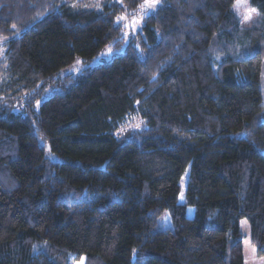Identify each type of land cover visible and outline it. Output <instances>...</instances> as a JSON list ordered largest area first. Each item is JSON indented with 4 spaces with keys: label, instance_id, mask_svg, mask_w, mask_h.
Returning <instances> with one entry per match:
<instances>
[{
    "label": "trees",
    "instance_id": "trees-1",
    "mask_svg": "<svg viewBox=\"0 0 264 264\" xmlns=\"http://www.w3.org/2000/svg\"><path fill=\"white\" fill-rule=\"evenodd\" d=\"M236 1L162 0L125 45L144 0H0V264H244L241 219L264 257V0Z\"/></svg>",
    "mask_w": 264,
    "mask_h": 264
},
{
    "label": "rangeland",
    "instance_id": "rangeland-1",
    "mask_svg": "<svg viewBox=\"0 0 264 264\" xmlns=\"http://www.w3.org/2000/svg\"><path fill=\"white\" fill-rule=\"evenodd\" d=\"M115 1V0H114ZM119 1V0H116ZM162 0H158V4L154 9H149L148 10V15L151 14L158 6H160ZM105 2H109V0H87V2L84 4L83 8L86 9H100ZM237 2V1H236ZM234 3V5L236 4ZM144 3V2H143ZM250 0H247L246 4H242L240 7V15H237V13L234 11V5L231 8V13L239 20L241 27L243 28H249L252 26V24L257 20V13L250 7ZM143 5V4H142ZM140 10L141 7L138 11L135 13H129L126 12L122 16H126L127 20L126 21H121L120 24L123 27V40L125 41V45L134 37H137L139 31L141 30V25L143 22L144 17L141 19L140 23L136 26V31L132 32L129 31V29L124 27L125 23H130L133 18L140 19ZM245 14H248L250 16V19H243V16ZM125 33H128L126 36ZM109 49L111 50L109 52ZM113 55V50L110 47L105 48L99 56L97 57L96 62H100L102 60H107ZM3 57V51L0 49V62ZM144 56H142L143 58ZM79 59H76V61L70 65L69 67L65 68L62 70V75H77L82 69V64H77V61ZM80 61V60H79ZM263 81H264V72H263ZM264 85V82H263ZM56 90V89H54ZM51 90L47 95L51 94ZM58 90V89H57ZM262 98H263V103H264V86L262 87ZM262 120L264 122V112H263V117ZM141 121L135 117H130L125 122V127L124 128H130L134 125H139ZM183 181L181 180V185H182V193L180 194V200L184 198V188H185V183H186V178H187V172L185 173L183 177ZM181 196L183 197L181 199ZM194 213V209L192 207H188L186 210V214L188 217H192ZM173 230V225L170 219L169 211H164L161 216L157 219L156 226L154 229V232H167V231H172ZM239 230H240V235H241V241H242V248H243V257H244V264H264V257L260 256L257 253L256 248L251 244L250 241V228L249 224L245 219H241L239 221ZM73 264H85V260L81 259L77 263Z\"/></svg>",
    "mask_w": 264,
    "mask_h": 264
},
{
    "label": "snow or ice",
    "instance_id": "snow-or-ice-1",
    "mask_svg": "<svg viewBox=\"0 0 264 264\" xmlns=\"http://www.w3.org/2000/svg\"><path fill=\"white\" fill-rule=\"evenodd\" d=\"M247 0H237L236 4L234 5V11L237 13V15H240V7L242 4H246ZM158 4V0H144L143 5H141V10H140V19L137 18H133L132 21L130 23H125L124 27L129 29V31H136V26L140 23L141 19L143 17H146L148 15V10L149 9H154L156 7V5ZM243 19L247 20L250 19V16L248 14H245L243 16ZM127 17L126 16H120L117 17V23H120L121 21H126ZM13 27H15V25H13ZM125 35L127 36L128 33H125ZM111 50L109 49V52ZM81 61H77V64H80ZM40 102L37 101V104H39ZM183 181V177L181 178ZM183 197L181 196V199Z\"/></svg>",
    "mask_w": 264,
    "mask_h": 264
}]
</instances>
